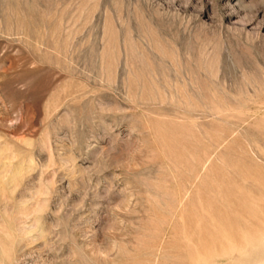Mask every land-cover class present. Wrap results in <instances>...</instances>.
Wrapping results in <instances>:
<instances>
[{"label":"rangeland","instance_id":"obj_1","mask_svg":"<svg viewBox=\"0 0 264 264\" xmlns=\"http://www.w3.org/2000/svg\"><path fill=\"white\" fill-rule=\"evenodd\" d=\"M0 264H264V0H0Z\"/></svg>","mask_w":264,"mask_h":264}]
</instances>
